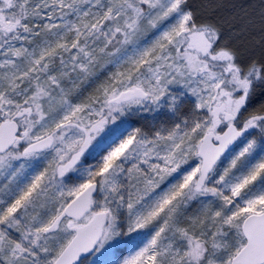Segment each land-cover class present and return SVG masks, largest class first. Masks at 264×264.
<instances>
[{
  "label": "snow or ice",
  "instance_id": "1",
  "mask_svg": "<svg viewBox=\"0 0 264 264\" xmlns=\"http://www.w3.org/2000/svg\"><path fill=\"white\" fill-rule=\"evenodd\" d=\"M0 264H264V0H0Z\"/></svg>",
  "mask_w": 264,
  "mask_h": 264
},
{
  "label": "rangeland",
  "instance_id": "2",
  "mask_svg": "<svg viewBox=\"0 0 264 264\" xmlns=\"http://www.w3.org/2000/svg\"><path fill=\"white\" fill-rule=\"evenodd\" d=\"M170 92H172L173 94H176V95H180L182 93V89L179 88V86H176V87H170ZM184 96H186V94H183V96L181 97L182 99V102L184 100ZM171 114L170 113H167L166 110H162V112L156 117L158 120H161V119H165L166 116H170Z\"/></svg>",
  "mask_w": 264,
  "mask_h": 264
}]
</instances>
